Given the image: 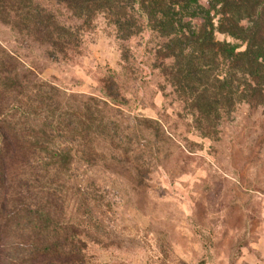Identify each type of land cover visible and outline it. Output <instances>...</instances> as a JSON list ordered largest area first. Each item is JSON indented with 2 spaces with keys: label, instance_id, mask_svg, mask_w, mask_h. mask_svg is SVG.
Listing matches in <instances>:
<instances>
[{
  "label": "rangeland",
  "instance_id": "obj_1",
  "mask_svg": "<svg viewBox=\"0 0 264 264\" xmlns=\"http://www.w3.org/2000/svg\"><path fill=\"white\" fill-rule=\"evenodd\" d=\"M230 2L242 25L262 18L264 35V0ZM55 13L80 38L74 51L54 54L1 20L0 42L53 88L58 109L85 101L93 112L56 137L60 159L35 169L61 199L60 222L73 225L60 234L75 237L76 264H264V106L203 116L162 74L164 39L145 19L134 15L125 34L103 12Z\"/></svg>",
  "mask_w": 264,
  "mask_h": 264
},
{
  "label": "trees",
  "instance_id": "obj_2",
  "mask_svg": "<svg viewBox=\"0 0 264 264\" xmlns=\"http://www.w3.org/2000/svg\"><path fill=\"white\" fill-rule=\"evenodd\" d=\"M230 1L211 0L206 8L201 0H0V20L62 55L74 51L80 38L57 19L60 8L84 21L103 12L125 34L138 15L154 39H164L156 52L162 74L210 116L235 103L264 106L263 20L249 18L242 25L231 14ZM216 32L244 50L217 41ZM35 70L0 42V264H76L75 237L60 234L73 225L60 222L61 199L35 169H42L45 159H60L64 150L56 137L71 133L69 122L92 123L93 112L85 101L58 109L47 89L53 88L39 81Z\"/></svg>",
  "mask_w": 264,
  "mask_h": 264
}]
</instances>
